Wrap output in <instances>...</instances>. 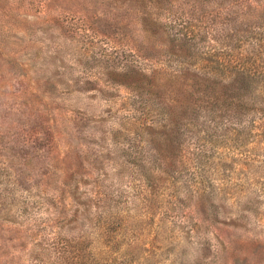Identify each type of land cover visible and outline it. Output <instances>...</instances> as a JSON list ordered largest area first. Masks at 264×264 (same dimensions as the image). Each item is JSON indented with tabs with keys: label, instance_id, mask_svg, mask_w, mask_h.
Masks as SVG:
<instances>
[{
	"label": "rangeland",
	"instance_id": "1",
	"mask_svg": "<svg viewBox=\"0 0 264 264\" xmlns=\"http://www.w3.org/2000/svg\"><path fill=\"white\" fill-rule=\"evenodd\" d=\"M0 0V264H264V0Z\"/></svg>",
	"mask_w": 264,
	"mask_h": 264
},
{
	"label": "trees",
	"instance_id": "2",
	"mask_svg": "<svg viewBox=\"0 0 264 264\" xmlns=\"http://www.w3.org/2000/svg\"><path fill=\"white\" fill-rule=\"evenodd\" d=\"M196 1H199V2H202V3L206 4V2H205L206 0H196Z\"/></svg>",
	"mask_w": 264,
	"mask_h": 264
}]
</instances>
